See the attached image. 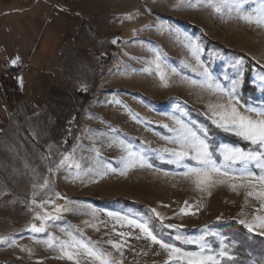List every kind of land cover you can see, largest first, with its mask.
<instances>
[{
	"label": "rangeland",
	"instance_id": "374dc122",
	"mask_svg": "<svg viewBox=\"0 0 264 264\" xmlns=\"http://www.w3.org/2000/svg\"><path fill=\"white\" fill-rule=\"evenodd\" d=\"M262 7L264 0H0V263L100 264L72 247L68 259L60 244L71 243V232L113 264H165L159 245L108 213L148 219L174 240L176 230L164 225H176L189 239L203 238L208 254L225 252L220 261L232 257L230 239L209 224L235 221L264 238V229L250 232L239 222L264 216V201L247 194L258 184H220L214 176L216 183L197 187L185 175L196 162L177 164L161 151L178 147L177 121L199 135L207 121L217 127L209 105H227L234 81L238 112L256 119L249 110L264 111ZM247 68L253 95L243 91ZM8 75L18 83L17 101L1 85ZM226 133L248 147L220 143L218 165L223 146L258 150ZM45 213L60 219L32 232Z\"/></svg>",
	"mask_w": 264,
	"mask_h": 264
},
{
	"label": "snow or ice",
	"instance_id": "6c2138e0",
	"mask_svg": "<svg viewBox=\"0 0 264 264\" xmlns=\"http://www.w3.org/2000/svg\"><path fill=\"white\" fill-rule=\"evenodd\" d=\"M236 0H219L221 4H231L235 3ZM237 6H239L237 4ZM219 11V8H217ZM247 19H251L248 17ZM258 23L264 24V7H262L258 12ZM115 43V41H113ZM191 47L199 50V45L197 43L190 44ZM159 59V58H158ZM18 58L12 61L15 65ZM159 67V64H157ZM207 75V73H205ZM163 79V77H161ZM22 83V80H21ZM238 81L233 82L231 92L227 93L230 97L227 105L217 104L209 105V110L212 112L213 117L219 116V119H213V123L222 128L226 132H233L235 135L242 137L244 140L250 141L253 145H258V150L252 152H244L240 148L223 146L220 154L223 157V162L217 164L216 160L213 158V152L210 151V145L207 140V131L202 130V135H199L196 131L188 128L182 121H177L178 129L174 131L177 132V138L172 142L178 145L175 149L164 148L161 151L167 153V155L172 159L173 162L180 164L186 158H191L198 165L197 167L189 168L185 175H194L196 179L197 187H200L206 183H216L213 177H223L218 182L224 184L226 181H241L247 182V186L255 189L256 185H259V191H249L247 194L249 196H255L256 198L264 201V111H255L256 119L250 116L241 115L237 108L233 105L234 92L236 84ZM222 111H217V110ZM167 127V125H165ZM128 153V157H134L143 162V156L140 154L133 153L130 149L125 148ZM239 164V167H234ZM250 165H254L260 170V174L257 175L250 169ZM255 181L256 184L252 182ZM45 187H47V181L45 182ZM229 186L233 189L237 187H245V183H230ZM187 204V202H185ZM264 208V204H262ZM67 208L56 207L55 212L61 213L62 211H68ZM155 213V210H153ZM181 212L185 215L189 214L184 209ZM96 215V213H93ZM110 217H114L117 220L125 221L128 226L139 229L140 233L144 235L152 244L159 245L160 249L167 254V260L165 264H171V262H176V264H220L218 257H223L226 255L225 252L220 251L216 255L208 254L211 250L208 249V245L200 240L189 239L185 237L178 226L176 225H164V227L175 229L177 235L175 240L181 241L185 244H196L199 247L198 252L185 251L184 249L176 246L173 243L166 242L162 237L155 233V229L150 225L148 219L138 220L126 215H119L116 213H108ZM159 217V213H155ZM35 219L41 220V224L37 227L36 224L30 226L32 232H42L45 229V222L48 220L60 219V216H52L45 213L43 216L37 215ZM162 222V218H161ZM244 224L245 227L251 232L254 227L258 226L264 229V216H256L252 223H246L244 220L239 221ZM70 237L69 242H61V251L67 255L69 260L73 259V255L70 254L67 249L72 247L77 250L83 249L87 255L99 260L100 264H113L108 258L110 254H106L100 249L86 245L83 241L77 239L76 236L72 235L71 232L66 233ZM261 234H264L262 232ZM5 238L0 237V243H4ZM49 247L52 246L51 238L49 241H45ZM111 243V242H109ZM114 248L119 250L120 245L113 244ZM159 254V253H157Z\"/></svg>",
	"mask_w": 264,
	"mask_h": 264
},
{
	"label": "trees",
	"instance_id": "16d2710c",
	"mask_svg": "<svg viewBox=\"0 0 264 264\" xmlns=\"http://www.w3.org/2000/svg\"><path fill=\"white\" fill-rule=\"evenodd\" d=\"M235 52V51H234ZM237 53V52H235ZM250 69H246L243 77V91L245 94H255V87L251 85ZM12 74V73H11ZM1 85L3 86L7 96L11 100L17 101L19 99L18 83L12 75H8L2 78ZM244 104H250L243 100ZM264 108V107H263ZM206 131L208 133V143L210 145V151L215 156V150L220 143H230L234 146H240L247 149V145L240 139L233 137L221 129L215 127L210 122H206ZM118 201L126 202L125 199H119ZM155 233L162 237L166 242L173 243L181 248H188L180 245L178 241L172 239L169 235L162 233L159 227H154ZM209 230H218L223 232L228 237L226 250L232 255L230 259H222L220 264H264V238L258 235H250L245 231L244 227L237 224L235 221L230 222H214L207 226ZM200 229L191 230L187 233L193 235L199 234ZM3 264V263H0Z\"/></svg>",
	"mask_w": 264,
	"mask_h": 264
}]
</instances>
